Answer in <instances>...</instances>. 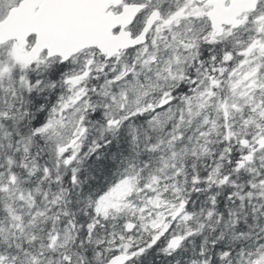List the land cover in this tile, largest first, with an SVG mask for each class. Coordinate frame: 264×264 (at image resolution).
Wrapping results in <instances>:
<instances>
[{"label": "snow or ice", "instance_id": "1", "mask_svg": "<svg viewBox=\"0 0 264 264\" xmlns=\"http://www.w3.org/2000/svg\"><path fill=\"white\" fill-rule=\"evenodd\" d=\"M0 264H264V0H0Z\"/></svg>", "mask_w": 264, "mask_h": 264}]
</instances>
